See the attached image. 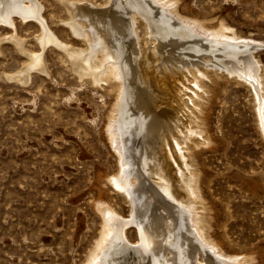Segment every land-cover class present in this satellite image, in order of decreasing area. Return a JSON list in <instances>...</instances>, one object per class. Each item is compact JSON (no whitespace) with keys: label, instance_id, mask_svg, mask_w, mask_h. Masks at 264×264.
Instances as JSON below:
<instances>
[{"label":"rangeland","instance_id":"rangeland-1","mask_svg":"<svg viewBox=\"0 0 264 264\" xmlns=\"http://www.w3.org/2000/svg\"><path fill=\"white\" fill-rule=\"evenodd\" d=\"M67 1L101 9L110 5V0ZM37 2L63 42L87 48L65 24L71 20L65 0ZM177 7L176 23L194 30L191 38L210 36L194 21L214 29L224 23L241 42L257 46L254 54L264 74V0H178ZM18 15L12 25L0 16V264H87L103 235V207L133 218L130 197L111 181L123 170L108 133L119 82L80 79L66 55L52 45L43 54L46 73L33 72L27 85L8 80L6 75L28 63L24 50L42 52L36 40L40 24ZM148 15L152 20V12ZM136 26V41L137 36L146 42L172 38L160 32L151 38L145 23ZM15 35L25 40L23 49L9 40ZM149 45L150 54L141 59L149 65L151 58L153 67L164 68L162 55ZM186 64L187 77L174 82L177 94L181 91L173 97L180 108L190 105L197 90L195 67H204L202 61L193 67ZM209 75L201 114L208 140L193 146L208 234L226 256L264 264V130L257 102L249 83ZM139 88L148 99V93L159 97L146 83ZM134 225L126 234L132 244L139 242Z\"/></svg>","mask_w":264,"mask_h":264},{"label":"bare ground","instance_id":"bare-ground-1","mask_svg":"<svg viewBox=\"0 0 264 264\" xmlns=\"http://www.w3.org/2000/svg\"><path fill=\"white\" fill-rule=\"evenodd\" d=\"M177 1L110 0L109 7L101 9L65 0L71 15L65 24L86 42L87 48L82 49L63 42L56 35L37 0H0L3 22L12 25L13 16L19 14L25 21L33 19L39 23L42 31L36 37L42 52L24 50L28 63L21 71L6 75L8 80L27 85L33 72L46 73L43 54L52 45L66 55L70 69L80 79L119 82L115 114L108 133L120 155L123 170L111 181L130 197L133 218L124 219L114 209L104 206L103 235L87 264H247L245 257L226 256L209 237L193 146L208 140L201 114L204 94L208 93L204 80L210 73L251 85L264 130V74L254 54L258 47L241 42L236 32L224 23L214 29L194 21L210 36L196 34L197 38H191L190 32L194 30L177 25L174 18V13H179ZM151 12L152 20L148 15ZM138 23L146 24L150 37L160 32L164 37L174 38L168 42L161 37L156 38L157 42H146L137 36L136 41L134 31ZM9 40L23 49V38L15 35ZM149 43L162 55L164 68L153 67L151 58H148L149 65L145 62L147 59H141L142 55L150 54ZM204 55L210 60H203ZM201 61L204 67L194 69L193 85L198 83L197 90L190 105L180 108L175 104V96L181 91L177 94L174 82H179L180 76L187 77L186 63L193 67ZM187 70L191 73L190 68ZM131 76H135L134 80ZM145 83L148 91L157 92L159 97L153 98L148 91L149 99L142 96L139 85ZM156 195L161 202L155 200ZM130 224L137 226L139 242L136 244L126 235Z\"/></svg>","mask_w":264,"mask_h":264}]
</instances>
